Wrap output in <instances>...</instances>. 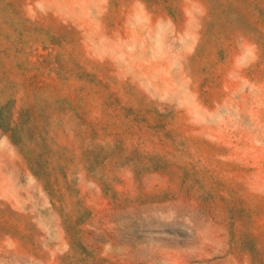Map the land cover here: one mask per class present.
<instances>
[{"label": "rangeland", "instance_id": "obj_1", "mask_svg": "<svg viewBox=\"0 0 264 264\" xmlns=\"http://www.w3.org/2000/svg\"><path fill=\"white\" fill-rule=\"evenodd\" d=\"M172 1L175 3L158 2L147 8L141 0H0V23L29 18L43 21L46 26L55 22L72 25L81 33L84 51L91 61L128 82L162 109L174 110L179 118L184 117L189 132L197 139L222 146L221 153L226 155L222 160L238 169L231 175L235 180L227 182L228 195L264 197V86H255L248 79L249 69L258 63L260 55L252 38L258 39L264 53V0H256L250 7L243 0H207L210 16L199 0ZM167 11L173 18L161 16ZM51 18L55 21L51 22ZM250 22L259 23L260 28L256 30ZM238 31L250 33L251 38L243 40L239 36L230 47H224L227 37ZM199 46L204 56L223 53L225 49L231 53L219 72L225 96L213 109L199 101L187 74L189 64L201 67L191 60ZM8 54L0 60V108L17 113L12 137L19 143V57ZM215 59L218 61V57ZM95 66L92 64L93 69ZM0 136L8 140L19 157V209L0 200V264L264 261V234L258 249L251 241L230 246L225 215L212 220L182 204L161 205L159 201L168 194L157 189L142 201L147 206L141 212L126 213L117 216L115 222L90 228L97 250L87 247L84 253L78 246L71 258L59 214L25 168L19 146L13 145L1 130ZM130 178V174L125 176L120 192L133 188ZM80 186L91 208L101 211L108 207L94 179L88 177ZM245 201L248 205V199ZM236 220L244 222L245 234L253 229L264 232V212L250 215L239 211ZM74 229L75 237L81 238ZM96 252L101 256H95Z\"/></svg>", "mask_w": 264, "mask_h": 264}, {"label": "trees", "instance_id": "obj_2", "mask_svg": "<svg viewBox=\"0 0 264 264\" xmlns=\"http://www.w3.org/2000/svg\"><path fill=\"white\" fill-rule=\"evenodd\" d=\"M141 1L147 8L158 2L175 3ZM199 1L210 16L208 1ZM243 1L247 7L256 3ZM161 16L173 18L168 11ZM250 23L256 30L260 28L259 23ZM1 28L0 60L8 53L19 57V143L12 137L17 113L10 108H0V130L19 146L25 168L59 214L70 244L69 257H74L78 246L84 253L87 247L97 250L90 228L115 222L117 216L126 213L141 212L147 206L142 201L154 189L168 194L159 201L161 205L182 204L212 220L225 215L230 246L251 241L260 248L264 232L253 229L245 234L244 222L236 220V213L264 212V197L226 193L227 182L234 179L231 175L238 169L222 160L226 157L222 146L197 139L184 117L162 109L91 61L81 33L72 25L55 22L46 26L43 21L26 18L24 22L4 21ZM249 34L238 31L227 37L224 47H230L239 36L248 40ZM251 40L260 55L258 63L249 69L248 79L255 86H264V53L258 39ZM230 54L225 49L215 56H204L199 46L191 60L201 67H186L199 101L211 109L225 96L219 72ZM92 64L97 65L95 69ZM127 174L133 188L120 192ZM88 177L102 191L106 209L95 211L88 205L80 186ZM74 228L81 238L75 237ZM94 255L101 256L97 252Z\"/></svg>", "mask_w": 264, "mask_h": 264}, {"label": "crops", "instance_id": "obj_3", "mask_svg": "<svg viewBox=\"0 0 264 264\" xmlns=\"http://www.w3.org/2000/svg\"><path fill=\"white\" fill-rule=\"evenodd\" d=\"M0 136V200L19 209L18 160L6 138ZM40 223V221H39Z\"/></svg>", "mask_w": 264, "mask_h": 264}]
</instances>
